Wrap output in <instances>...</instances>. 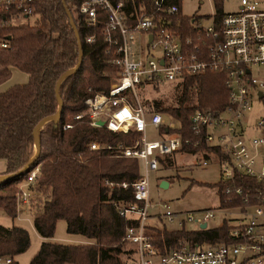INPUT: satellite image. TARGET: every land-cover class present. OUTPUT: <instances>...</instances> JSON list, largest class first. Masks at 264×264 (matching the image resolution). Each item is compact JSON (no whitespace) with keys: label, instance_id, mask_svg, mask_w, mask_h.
<instances>
[{"label":"trees","instance_id":"16d2710c","mask_svg":"<svg viewBox=\"0 0 264 264\" xmlns=\"http://www.w3.org/2000/svg\"><path fill=\"white\" fill-rule=\"evenodd\" d=\"M124 1L127 11L138 12L143 6L150 9L153 0ZM82 2L27 0L31 12H24V7L16 4L8 8L0 6V84L11 77L13 67L29 74L27 82L16 83L0 92V158L6 159L5 172H16L28 163L35 151L36 125L59 108L57 81L77 64L80 57L72 19L83 49L80 68L68 74L60 84L59 93L64 100L60 118L49 120L39 130L42 144L39 154L23 173L0 181V208L14 219L18 214L19 185L36 166L40 168L31 188L46 194L34 212V224L44 240L29 264H126L123 237L127 226L136 222L122 217L117 208L118 203L134 199L133 187L111 186L107 180L135 181L142 173L141 161L112 154L109 149L90 148L94 140L112 145L131 144L140 132L113 131L104 125H92L85 113V98L97 93L109 94L120 67L112 62L115 46L103 32L104 13H100L96 24H90L79 11ZM214 5L216 14L221 16L225 12L223 0H214ZM173 18L185 26L198 19L183 13ZM90 37L93 39L89 40ZM2 42L8 45L3 46ZM224 79L223 72L209 70L181 81L155 82V85L159 84L155 86L157 88L160 84L177 82L174 101L165 103V98L156 97L144 98L142 102L148 111L170 114L180 123L178 130L195 139L191 129V115L195 110L223 108L229 101V89ZM146 85L141 83L138 88L145 89ZM123 93L135 101L131 89L126 88ZM80 112L85 113L84 116L75 118ZM68 122L73 126L65 128ZM182 150L205 151L221 161L228 159L221 149L206 144L200 147L189 144ZM166 163L171 165L173 161L167 158ZM229 185L250 190L251 202L258 201L254 196L258 189L261 190L260 197L264 196L263 181L237 172L233 180L221 178L217 183L222 208L235 205L245 208L240 196L226 192ZM229 196L233 197L231 201ZM59 219L66 220L70 233L83 234L92 240L86 243L52 240ZM234 220L233 216H227L222 225L195 230L151 225L148 233L160 252L184 242L192 247L202 242L236 243L243 238L232 234ZM30 240L29 231L22 225L0 223V255H12V264H19L16 256L28 248Z\"/></svg>","mask_w":264,"mask_h":264},{"label":"built area","instance_id":"2783aa9c","mask_svg":"<svg viewBox=\"0 0 264 264\" xmlns=\"http://www.w3.org/2000/svg\"><path fill=\"white\" fill-rule=\"evenodd\" d=\"M27 0H0V6L11 4L31 12ZM182 0H153L150 9L143 6L138 12L127 11L124 0H83L79 11L88 23L96 24L104 13L105 38L115 48L112 62L118 64L117 81L109 94L97 93L85 98L90 123L102 126L105 121L113 131H139L140 135L131 144L120 142L112 145L94 140L91 149H109L112 154L138 158L142 164L141 175L133 182H114L111 186L133 187V200L117 204L118 213L135 219L127 226L123 241L126 248V264H264V196L258 189L254 195L258 201H250V190L243 186H227L226 192L240 196L243 205L231 208L210 207L201 211H180L162 202V212H151L150 173L159 168L161 159L182 150L185 145L200 147L206 144L217 147L227 155L221 161L205 151L200 164L210 163L211 158L221 165V178L234 179L237 172L256 177L264 182V113L255 116V100H264V78L258 66H264V8L259 0H241V7L225 11L221 16L212 15L205 24L200 18L185 26L174 20L182 14ZM90 37L89 40H92ZM137 40L135 47L133 42ZM7 46V42H2ZM209 70L225 75L229 89V101L223 108L200 107L191 115V129L195 139L184 136L179 122L160 111H148L138 96L139 84L164 81H181L187 76L203 74ZM132 90L135 101L123 93ZM85 113H77L81 118ZM152 125L159 130V139L146 136ZM68 122L65 128L72 127ZM162 128H164L162 130ZM251 129L256 130L251 131ZM40 172L36 166L28 178L19 185L18 206L28 205L31 211L38 208L42 193L31 188ZM46 197V195H44ZM228 199L231 201L232 196ZM36 202V206H32ZM233 216L232 234L243 239L236 243L202 242L195 247L187 242L160 252L148 233L151 225H158V215L166 220L162 226L189 229L203 228L202 224L216 218L219 209ZM157 217V223L152 218ZM164 221V220H162ZM224 222V219L221 224ZM159 226V225H158ZM12 255H0V264H12Z\"/></svg>","mask_w":264,"mask_h":264},{"label":"rangeland","instance_id":"374dc122","mask_svg":"<svg viewBox=\"0 0 264 264\" xmlns=\"http://www.w3.org/2000/svg\"><path fill=\"white\" fill-rule=\"evenodd\" d=\"M240 3L241 0H223V9L224 11L238 10L241 7ZM181 7L183 14L197 16L205 24H209L212 21V15L216 13L214 0H182ZM31 21H34V17H31ZM133 44L136 47L138 41L135 40ZM258 69L260 77L264 78V66H258ZM15 72L12 73L8 80L1 83V85L8 86L16 82L21 83L23 78H27L26 73L20 69ZM115 81H112V85ZM158 85L149 83L145 86V89L141 90L137 87L138 96L141 101L144 98L152 99L156 97L165 98V103L174 101L173 96L176 92L175 87L177 86V82L160 84L158 88L155 87ZM253 112L257 113L256 115L264 113V100H255ZM165 115L172 118L168 113H165ZM254 118L255 116L252 117V120ZM251 131L257 132L253 129ZM146 136L149 140H154L159 139L161 133L157 128L150 125L147 129ZM203 157L204 155L199 153L177 152L172 165H168L166 162H160L159 168L150 173L151 201L156 205L154 206L155 208L152 207L154 208L153 210L162 212V202H168L171 208L185 212H197L206 208L219 206L220 194L217 183L221 180V165L214 158H211L208 164H200L198 160ZM163 180H167L168 184L162 185ZM44 195L46 194L42 193L38 197L37 204L43 201ZM32 206H36V202ZM34 212L30 210V206L20 205L18 206L17 217L12 219L4 209L0 208V223L6 225L16 223L25 227L30 233V245L25 251L16 256L19 264H29L44 240V237L38 232L34 224ZM217 213L218 215L210 221L209 226L221 224L224 216L228 214L220 209ZM158 218L161 222L158 225L163 228L164 226L162 225L166 223V220L160 215H158ZM158 218L155 217L154 221L159 220ZM167 226L169 228L175 227L173 224H168ZM51 239L64 243H86L92 240L83 234L70 233L67 230V222L65 219L58 220L54 236ZM124 247L128 248L127 245H124ZM125 258L126 254L123 255L124 260Z\"/></svg>","mask_w":264,"mask_h":264},{"label":"water","instance_id":"95a60500","mask_svg":"<svg viewBox=\"0 0 264 264\" xmlns=\"http://www.w3.org/2000/svg\"><path fill=\"white\" fill-rule=\"evenodd\" d=\"M65 2V0H63ZM67 7V11H68V14L70 15V17H72V12L70 11V9L68 8V6L66 5ZM72 23L74 24V29H75V33H76V37L78 39V44H79V52H80V57H79V60L77 62V64L73 67H71L68 71H66L64 74H62L60 76V78L58 79L57 81V84H56V91L58 93V97H59V108L58 110L53 113V114H49L45 117H43L39 122L38 124L36 125L35 127V134H36V142H35V151H34V154L33 156L31 157V159L28 161V163L22 167L20 170L16 171V172H4V173H0V181H3V180H7V179H10V178H13L17 175H20L21 173H23L26 169H28L30 167V165L32 164V162L34 161L35 157L39 154L40 150H41V140L39 138V130L43 127V125L48 122L49 120L51 119H59L61 114H62V110H63V106H64V100L62 98V96L60 95L59 93V88H60V84L61 82L63 81V79L70 73L78 70L82 64V54H83V49H82V41H81V38H80V34H79V31H78V28L75 26V23H74V20L72 19ZM263 92H260V96H263ZM98 123L100 125H104L105 124V121L103 119H99L98 120ZM164 184H168V181L167 180H163L162 181V185ZM202 227L205 228L207 227V223H203L202 224Z\"/></svg>","mask_w":264,"mask_h":264},{"label":"crops","instance_id":"0c3cea01","mask_svg":"<svg viewBox=\"0 0 264 264\" xmlns=\"http://www.w3.org/2000/svg\"><path fill=\"white\" fill-rule=\"evenodd\" d=\"M240 5H241V3H240ZM259 5H260V7H262V8H264V0H259ZM19 68H17V67H13L12 68V73L13 72H15L16 70H18ZM25 72V71H24ZM16 73V72H15ZM26 73V75H27V78H23L22 80H21V83H24V82H27L28 81V79H29V74L27 73V72H25ZM17 83V82H16ZM16 83H14V84H16ZM14 84H11V85H1L0 84V92H2V91H4V90H6V89H8L9 87H11L12 85H14ZM7 86V87H6ZM257 113H253V114H251V116L253 117V116H258V115H256ZM177 152H179V153H192V152H190V151H186V150H179V151H176L175 153H173V154H171V155H168L165 159H166V162H167V158L168 159H170V160H172L173 162H174V156H175V154L177 153ZM196 153H198V152H196ZM172 165V164H171ZM6 166H7V162H6V159L5 158H0V173H4L5 171H6ZM157 170V169H156ZM155 171V170H154ZM154 206H156L155 204H153V206L152 207H154ZM151 207V208H152ZM155 208V207H154ZM154 208H152V210H151V212L152 213H155V212H157L156 210H153ZM153 211H155V212H153ZM154 219H155V217H153L152 218V223H157V221H154Z\"/></svg>","mask_w":264,"mask_h":264}]
</instances>
